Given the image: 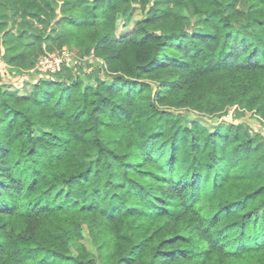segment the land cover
<instances>
[{
	"label": "trees",
	"instance_id": "trees-1",
	"mask_svg": "<svg viewBox=\"0 0 264 264\" xmlns=\"http://www.w3.org/2000/svg\"><path fill=\"white\" fill-rule=\"evenodd\" d=\"M29 1L95 78L0 77V264H264V165L235 174L246 117L264 130V0ZM22 30L0 26L20 74L51 51Z\"/></svg>",
	"mask_w": 264,
	"mask_h": 264
},
{
	"label": "rangeland",
	"instance_id": "rangeland-1",
	"mask_svg": "<svg viewBox=\"0 0 264 264\" xmlns=\"http://www.w3.org/2000/svg\"><path fill=\"white\" fill-rule=\"evenodd\" d=\"M92 0H79V2L84 3L86 6ZM245 4H243L242 9H245ZM61 5L58 4L57 11H61ZM32 13L33 4L30 3L29 0H0V26L5 24L7 26V30L11 29L14 33H19L22 29H26V37L30 43L35 44L36 39L40 38H47L48 35H51V39L49 38L46 40V46L51 48V51L48 54L41 55L38 60L35 62V65L26 71L23 74L18 73L15 70H11L9 67L4 65V61L2 59V53H0V77L2 78L5 84H13L15 86H21L24 81H30L32 83H36L40 78H54L51 72H43L39 70L38 66H41V63H46V60H51L53 56L63 57L62 50L67 47L59 48V41L53 42V37L56 35L57 31H52L55 28L53 21L50 25L46 23H42L35 17ZM179 15L183 17L186 23L191 24L192 19L186 15L183 11H179ZM59 21V17L56 20V23ZM28 22V23H27ZM26 23V24H25ZM28 25V28H27ZM245 23L243 22L240 24V28L244 29L246 34V27ZM156 30L162 32L166 30L164 27L159 26ZM23 31V30H22ZM32 49L33 53H39L38 49ZM68 49V48H67ZM70 50V49H68ZM71 51V50H70ZM74 60L69 63H62L58 69H62L63 67H69L72 69L71 71L74 74L80 75L79 77L84 80V82H91L95 76L91 75L93 67L89 66L87 63H83L85 60L80 58L75 51H72ZM31 57V56H30ZM28 58V63H32V58ZM76 59V60H75ZM88 59V58H87ZM90 62L93 59H89ZM76 62V63H75ZM34 63V62H33ZM94 63V62H93ZM176 112V111H175ZM184 115L183 111H177V114ZM232 113L233 109L228 110L227 114L224 117L213 119L219 121H232ZM174 113L172 111L166 110V113L163 115L156 116L150 122L144 123V128L146 130L150 129H159L165 126L166 121L172 116ZM248 126L251 129L252 135L255 139L260 143L259 148L260 151L257 155V158H253L250 162H248L245 166H241L240 170L235 172L236 175L242 174H250L254 171L255 167L260 165H264V142L260 139L261 135L264 134V130L262 128V123L256 117H246ZM126 193V189H119L115 192H104L102 198V207L107 209L108 211H113L117 208H122L121 199Z\"/></svg>",
	"mask_w": 264,
	"mask_h": 264
},
{
	"label": "built area",
	"instance_id": "built-area-1",
	"mask_svg": "<svg viewBox=\"0 0 264 264\" xmlns=\"http://www.w3.org/2000/svg\"><path fill=\"white\" fill-rule=\"evenodd\" d=\"M63 57L53 56L51 60H46V63H41V66H38L39 70L43 72H52L55 73L62 63H69L74 60L72 51L64 48L62 50ZM87 58L85 57L84 60ZM76 60V59H75ZM76 63V62H75Z\"/></svg>",
	"mask_w": 264,
	"mask_h": 264
}]
</instances>
